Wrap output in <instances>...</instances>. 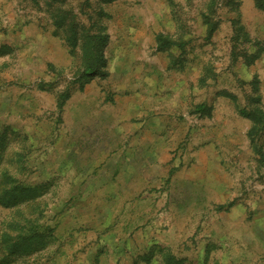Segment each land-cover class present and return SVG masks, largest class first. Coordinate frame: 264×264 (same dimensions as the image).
Returning <instances> with one entry per match:
<instances>
[{
	"label": "rangeland",
	"instance_id": "374dc122",
	"mask_svg": "<svg viewBox=\"0 0 264 264\" xmlns=\"http://www.w3.org/2000/svg\"><path fill=\"white\" fill-rule=\"evenodd\" d=\"M241 109L264 0H0V264H264Z\"/></svg>",
	"mask_w": 264,
	"mask_h": 264
},
{
	"label": "trees",
	"instance_id": "16d2710c",
	"mask_svg": "<svg viewBox=\"0 0 264 264\" xmlns=\"http://www.w3.org/2000/svg\"><path fill=\"white\" fill-rule=\"evenodd\" d=\"M159 41H161V43L159 44V48H163L165 46H169V45L176 44V43H174L172 41L165 40L162 37L159 38ZM93 71H97V69H94L93 67L88 66L86 68L85 74L86 75H90ZM240 113L252 117V119H254L256 122H258V124H260L264 128V117H262V114L260 112H254V113L247 112L246 113L244 111V109H241L240 110ZM253 133H254V130H252V129L248 132L249 135H251ZM30 237L32 239L27 241V243H26L27 246H33L35 244V238H34V236L32 235Z\"/></svg>",
	"mask_w": 264,
	"mask_h": 264
}]
</instances>
